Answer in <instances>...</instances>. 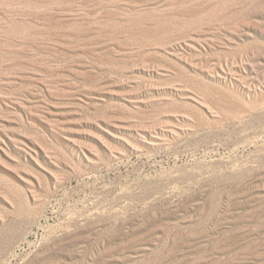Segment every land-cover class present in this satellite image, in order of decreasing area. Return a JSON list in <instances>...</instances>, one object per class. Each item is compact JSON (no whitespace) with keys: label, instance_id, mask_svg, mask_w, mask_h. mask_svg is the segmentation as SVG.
Instances as JSON below:
<instances>
[{"label":"rangeland","instance_id":"obj_1","mask_svg":"<svg viewBox=\"0 0 264 264\" xmlns=\"http://www.w3.org/2000/svg\"><path fill=\"white\" fill-rule=\"evenodd\" d=\"M0 264H264V0H0Z\"/></svg>","mask_w":264,"mask_h":264}]
</instances>
